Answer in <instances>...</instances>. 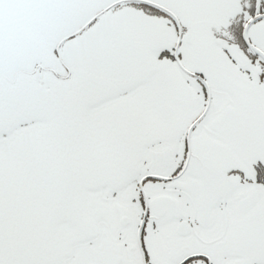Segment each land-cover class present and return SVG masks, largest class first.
I'll list each match as a JSON object with an SVG mask.
<instances>
[{"label":"snow or ice","instance_id":"1","mask_svg":"<svg viewBox=\"0 0 264 264\" xmlns=\"http://www.w3.org/2000/svg\"><path fill=\"white\" fill-rule=\"evenodd\" d=\"M0 264H264V0H0Z\"/></svg>","mask_w":264,"mask_h":264}]
</instances>
